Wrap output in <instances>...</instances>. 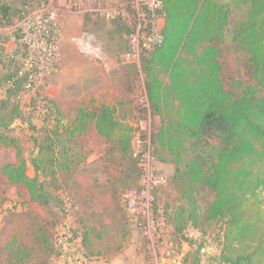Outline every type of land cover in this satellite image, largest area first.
Segmentation results:
<instances>
[{"label": "rangeland", "instance_id": "rangeland-1", "mask_svg": "<svg viewBox=\"0 0 264 264\" xmlns=\"http://www.w3.org/2000/svg\"><path fill=\"white\" fill-rule=\"evenodd\" d=\"M1 2L6 9L22 7L18 0ZM165 21L163 0H40L0 22V116L5 101L6 111L20 105L13 135L28 160L58 112L69 120L92 100L114 106L124 123L118 134L131 138L123 153L92 128L76 139L72 166L59 167L56 178L28 163L29 174L44 180L48 203L0 181V264H13L11 246L35 248L28 264H194L186 257L199 247L198 264H223L215 234L177 231L165 209L174 203L168 182L174 166L156 153L162 122L143 70L145 54L163 39ZM15 75L24 81L10 96ZM17 158L14 148L0 147V167Z\"/></svg>", "mask_w": 264, "mask_h": 264}, {"label": "trees", "instance_id": "trees-1", "mask_svg": "<svg viewBox=\"0 0 264 264\" xmlns=\"http://www.w3.org/2000/svg\"><path fill=\"white\" fill-rule=\"evenodd\" d=\"M7 6L0 0L3 24L24 9ZM163 12V39L145 54L143 70L152 110L162 122L156 153L174 166L168 221L177 231L193 227L215 234L223 264H264V0H163ZM9 80L15 84L8 88L12 96L24 76ZM7 103L0 147L14 148L18 160L0 167V181L27 190L33 201L48 203L49 196L44 180L29 174L28 163L56 178L59 167L72 166L76 139L92 128L110 149L130 151L129 134L117 132L124 123L116 108L92 100L69 120L58 112L36 138L37 156L28 160L13 135L20 105L6 111ZM156 204L160 209L158 198ZM42 237L47 247L50 241ZM14 248L8 249L10 263L35 258L33 247ZM199 251L186 261L198 264Z\"/></svg>", "mask_w": 264, "mask_h": 264}, {"label": "flooded vegetation", "instance_id": "flooded-vegetation-1", "mask_svg": "<svg viewBox=\"0 0 264 264\" xmlns=\"http://www.w3.org/2000/svg\"><path fill=\"white\" fill-rule=\"evenodd\" d=\"M19 4L23 5L27 10L34 5V3H39L40 0H18ZM20 13V12H19ZM91 15L90 13L86 15V17H89ZM97 15V14H95ZM98 16V15H97ZM120 20V19H117Z\"/></svg>", "mask_w": 264, "mask_h": 264}, {"label": "built area", "instance_id": "built-area-1", "mask_svg": "<svg viewBox=\"0 0 264 264\" xmlns=\"http://www.w3.org/2000/svg\"><path fill=\"white\" fill-rule=\"evenodd\" d=\"M160 2V1H159ZM160 4H161V2H160ZM162 37H163V35H162ZM162 41V38H160L159 40H157V41H155V42H161Z\"/></svg>", "mask_w": 264, "mask_h": 264}]
</instances>
